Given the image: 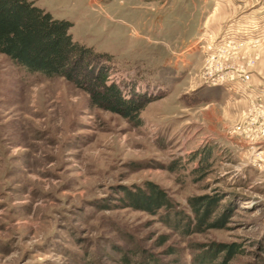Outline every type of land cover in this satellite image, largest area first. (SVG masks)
I'll use <instances>...</instances> for the list:
<instances>
[{"label": "rangeland", "instance_id": "1", "mask_svg": "<svg viewBox=\"0 0 264 264\" xmlns=\"http://www.w3.org/2000/svg\"><path fill=\"white\" fill-rule=\"evenodd\" d=\"M33 1L146 103L132 123L0 53V264H119L133 240L166 264L212 243L233 248L217 262L264 264V0ZM144 181L186 214L189 197L217 196L209 220H226L183 235L121 206Z\"/></svg>", "mask_w": 264, "mask_h": 264}, {"label": "trees", "instance_id": "2", "mask_svg": "<svg viewBox=\"0 0 264 264\" xmlns=\"http://www.w3.org/2000/svg\"><path fill=\"white\" fill-rule=\"evenodd\" d=\"M70 27L69 21L53 18L33 0H0V53L26 72L40 73L47 78L64 77L84 88L92 105L139 124V113L145 100L138 95L124 99L117 85L107 84L105 63L110 60L109 55L72 40ZM117 199L123 207L159 215L165 225L183 235L220 227L226 220L224 213L209 220L218 205L217 196L189 197L191 214H186L177 210L165 190L151 181L122 187ZM164 241L165 237L160 236L157 245ZM131 242L133 248H119L116 259L119 264H166L134 240ZM221 250L227 256L233 252L232 246L212 243L194 256L193 264H222L215 261ZM166 251L169 254L172 248ZM92 261L100 264L97 260Z\"/></svg>", "mask_w": 264, "mask_h": 264}, {"label": "built area", "instance_id": "3", "mask_svg": "<svg viewBox=\"0 0 264 264\" xmlns=\"http://www.w3.org/2000/svg\"><path fill=\"white\" fill-rule=\"evenodd\" d=\"M211 79H210V82L212 84H221V82L223 81L224 79V76L220 73V74H215V75H212L210 76ZM237 77L240 81H247L248 79V74L245 72V71H239L237 73Z\"/></svg>", "mask_w": 264, "mask_h": 264}, {"label": "crops", "instance_id": "4", "mask_svg": "<svg viewBox=\"0 0 264 264\" xmlns=\"http://www.w3.org/2000/svg\"><path fill=\"white\" fill-rule=\"evenodd\" d=\"M162 26H160V28H161Z\"/></svg>", "mask_w": 264, "mask_h": 264}]
</instances>
